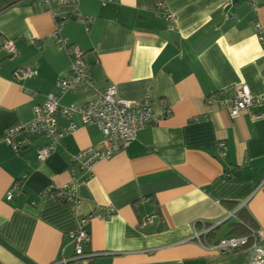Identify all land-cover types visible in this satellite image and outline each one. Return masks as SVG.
Listing matches in <instances>:
<instances>
[{
  "label": "crops",
  "instance_id": "obj_1",
  "mask_svg": "<svg viewBox=\"0 0 264 264\" xmlns=\"http://www.w3.org/2000/svg\"><path fill=\"white\" fill-rule=\"evenodd\" d=\"M51 8L67 14L58 34L82 49L91 81L59 92L71 54L52 36L51 11L35 0H0V264H68L70 233L79 229L89 233V264H247V250L214 244L249 227L264 232V116H252L264 105L230 116L204 98L239 83L264 95V0H79L89 23L69 6ZM25 67L34 75L17 78ZM111 84L120 98L151 93L153 110L170 114L90 170L72 158L101 148L102 132L78 113L57 114L58 128H75L44 160L37 149L45 136L18 133V150L7 142L47 94L80 105ZM70 180L74 207L53 192Z\"/></svg>",
  "mask_w": 264,
  "mask_h": 264
},
{
  "label": "built area",
  "instance_id": "obj_2",
  "mask_svg": "<svg viewBox=\"0 0 264 264\" xmlns=\"http://www.w3.org/2000/svg\"><path fill=\"white\" fill-rule=\"evenodd\" d=\"M101 1L105 4L110 0ZM35 2L51 11L56 20V29L53 31L52 36L56 38L60 47H65L71 54V75L68 78L64 77L57 81L58 91L63 93L67 90H73L83 83L91 81V74L89 73L88 65L84 61L82 49L78 45L67 44V41L62 39L58 34V28L67 14L59 16L51 8L52 3L58 6H69L72 17L84 23H89L92 20L90 17H82L77 12L79 0H35ZM163 15L172 21L169 27L175 29L176 25L173 21V14L165 10ZM1 47L8 53H13L15 50L12 41H5ZM262 47L264 51V46ZM34 73L35 70L32 67H25L17 69L15 76L17 78H24L30 77ZM204 100L209 110L211 106L217 105L225 108L230 116H237L242 112H249L253 108L264 105V95L254 96L244 83L227 86L211 93ZM32 111L33 116L29 122L20 126H14L7 131V142H11L14 149L18 150L22 147L20 143L14 141L18 133L45 136L47 138L46 144L37 149V159L44 160L56 148L60 138L75 128L73 123L68 127L58 128L56 121L57 114L62 113L71 116L74 113H78L85 122L96 124L102 132L103 146L101 148L89 146L80 150L72 158L80 168L85 170H90L99 160L109 159L123 147L129 145L132 140L136 139L137 132L140 129L148 125L157 124L161 117L170 114V109L168 108H165L162 113H156L153 110L151 93H146L143 99L139 101L117 97L114 84L108 85L99 91L94 99L80 105L73 103L61 105L58 100V94L49 93L42 104H36L32 107ZM252 116L261 118L264 116V113ZM53 192L58 199L70 203L73 207L78 203L74 180L56 187ZM11 197L12 191H9L6 198L10 199ZM111 211L109 209L106 213L109 214ZM216 225L202 229L201 233L207 234ZM201 233L195 232L194 236L198 238ZM70 237L75 244L74 255L69 260L64 259L63 262L89 264V260L95 256L94 253L85 252L83 249L84 245L90 241L89 233L84 229H79L70 233ZM214 246L223 252L247 250L249 253L247 264H264V232L261 228L249 227V234L246 236L229 235L221 237Z\"/></svg>",
  "mask_w": 264,
  "mask_h": 264
},
{
  "label": "trees",
  "instance_id": "obj_3",
  "mask_svg": "<svg viewBox=\"0 0 264 264\" xmlns=\"http://www.w3.org/2000/svg\"><path fill=\"white\" fill-rule=\"evenodd\" d=\"M226 110V109H225ZM236 251H239V250H236ZM68 264H70L69 262H68Z\"/></svg>",
  "mask_w": 264,
  "mask_h": 264
}]
</instances>
